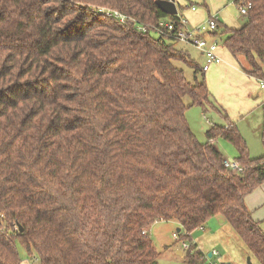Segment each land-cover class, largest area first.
Listing matches in <instances>:
<instances>
[{"label":"trees","instance_id":"obj_1","mask_svg":"<svg viewBox=\"0 0 264 264\" xmlns=\"http://www.w3.org/2000/svg\"><path fill=\"white\" fill-rule=\"evenodd\" d=\"M233 1L251 7L241 27L222 26L223 46L264 79V0ZM162 19L180 25L158 0H0V264H20L16 241L39 264H158L157 221L178 225L199 264L192 232L216 217L264 264L245 203L264 154L251 158L233 123L206 137L229 141L241 172L198 141L186 110H219L203 73L190 82L173 64L188 62Z\"/></svg>","mask_w":264,"mask_h":264},{"label":"rangeland","instance_id":"obj_2","mask_svg":"<svg viewBox=\"0 0 264 264\" xmlns=\"http://www.w3.org/2000/svg\"><path fill=\"white\" fill-rule=\"evenodd\" d=\"M176 2L177 5H179L177 7L178 15L186 17L189 20L191 26H194L195 23H205L208 20L209 15L212 14H216L219 20L224 24V26L230 28H239L246 21L245 16L239 13L238 6L233 0H176ZM192 6L195 9L194 11H191ZM207 11L210 12L209 15V12L207 13ZM222 30V26L218 27V29L216 30V34L212 39H210L211 41L216 39L219 46H223L224 39L227 36L226 33H222ZM175 48L177 50H181L182 53L186 55L188 64L181 60H174L173 64L184 69L186 77L190 82L194 81L193 75L195 70L198 69L199 71L196 73V76L200 80L202 74L200 71L201 68L199 67L202 66L203 60L200 57L201 55L199 54L198 49L195 48L193 44L182 41H176ZM192 60H195L198 68L190 65L189 62H192ZM258 94L259 97H263L264 90H261ZM183 101L186 105L190 103V99L188 98V96H184ZM220 113L222 112L218 113L215 111H210L206 115H203L199 106H192L186 110L185 115L190 123V129L196 135L200 142L205 141V135L202 131L203 123H205L207 126L209 125L210 127L213 123H225L224 117L222 115L223 113ZM238 121L239 120H237L236 123L235 121L232 122H234L235 125L238 126ZM260 124L261 113H255L253 115H250L249 117L242 119L239 123V128H237L243 140L246 142L248 154L250 157H252L251 154L254 155L258 150L263 151L259 136H257V134L255 133V131L259 133L258 131L260 128ZM242 128H245L246 130L243 131ZM220 142L226 149L225 152L223 151L226 157H237V152L229 141L220 139ZM259 221L260 229L262 232H264V216H261ZM206 226H213L216 229L218 227H221V229L218 230V233H215L213 235H206L204 239L201 240L202 244H206V246L203 247V252L207 254L212 250V248H215L218 252H220V255L207 258L203 262V264H226L227 261L224 259L226 258V255L236 257L239 259L241 264H243V261L246 264L247 256H250V254L244 256L241 246H244L243 248H245V250L247 249L242 240L227 222L217 223L216 220L213 219L209 223H207ZM175 227H178L175 222L157 221L149 228V236L151 237L153 245L158 252V264H190L187 261L185 253L179 256L174 251L175 249L183 250L181 241L176 240L173 237V233L176 232ZM210 238H213L214 241L209 240ZM16 248L21 259L20 264H39V260L36 257V254H34L33 257H30L24 247L20 245L18 241H16ZM251 261L253 263V259H251Z\"/></svg>","mask_w":264,"mask_h":264},{"label":"crops","instance_id":"obj_3","mask_svg":"<svg viewBox=\"0 0 264 264\" xmlns=\"http://www.w3.org/2000/svg\"><path fill=\"white\" fill-rule=\"evenodd\" d=\"M194 10L195 9L191 8V11H194ZM208 12L209 11H207V13ZM209 14H210V12L208 13V15ZM184 18L187 21V28L188 29H193V27L200 24V23H197V24L195 23L194 26H191L189 20L186 17H184ZM219 23L221 24V26L224 25L220 20H219ZM214 35L215 34H213V32H204V33L199 34V36H201L207 42H210L211 41L210 39H212L214 37ZM195 48H197V47H195ZM198 51H199V54L201 55L200 57L203 60L202 66L199 67L202 69V67L204 65L205 58H204L203 52L200 49H198ZM217 52H218L219 56L222 58V62L212 64L206 71L200 70L201 73H203V76H204V78L208 84V88H209V92H210V99L217 106L218 110L220 112L226 114L227 118H228V119H226L224 114L220 113L223 115L225 123H223V124L213 123L212 126L213 125H221V126L227 127L230 123L235 124L237 122V120H239L238 126L236 125V128H239V123L242 119L249 117L250 115H253L255 113H258V114L261 113V124H260V128L258 131L259 133H257L255 131V133L257 134V136H259V139L261 141V128H262V123H263V111H262L261 105L264 102V95H263V97H259L258 93H260L261 90H264V88H260L259 82L253 76L246 73L247 65L242 58L232 57L224 46H218ZM185 57H186V55H185ZM192 62H194V64L197 66L195 60H192ZM189 63H191V62H189ZM207 73H208V75H207ZM210 111H215V112L219 113V111L213 110L210 107L208 108V111H206V112H203L201 110V113L203 115H206ZM259 111H261V112H259ZM231 120L235 121V123L232 122ZM188 123H189V121H188ZM209 127L210 126L208 125L207 130ZM207 130L204 131L202 129V131L205 135V138H204L205 141L204 140L203 141L204 142L209 141L218 150H220L222 153H223V151L225 152L226 149L222 145V143L220 142V139H222V138L221 137H215L212 139H207V137H206ZM242 130L245 131L246 129L242 128ZM262 148H263V146H262ZM236 152H237V150H236ZM263 154H264V148H263V151L258 150V151H256V153L254 155L251 154V156H252L251 158H258V157L262 156ZM223 155H224V153H223ZM236 155H238V153ZM224 158L233 159V160L236 159L234 157L233 158L226 157L225 155H224ZM245 203H246V206L248 207V209L251 211L253 219L260 222L259 221L260 217L264 216V182L259 187H257L252 192H250L249 194L246 195ZM213 219H215L217 223L227 222L222 217L212 218L211 220H213ZM211 220H209L208 223ZM206 225H204L202 228H198L192 232V242L196 245V248L202 253V256L200 257L201 263L199 262V264H203V262L207 258H210L211 256L220 255V252H218L215 248H212V250L209 251L207 254H205L203 252V247H205L206 244H202L201 240H203L206 235H213L215 233H218V230L221 229V227H218L216 229L213 226L207 227ZM177 228L178 227H175L176 231H177ZM148 233H149V230H148ZM209 240L214 241L213 238H210ZM243 247L244 246H241L242 252H243L244 256H246V255H248V251L245 250V248H243ZM213 250H216L218 252V255L208 256V254L210 252H212ZM174 251L179 256H181L182 254L185 253V251L182 249H175ZM212 258H214V257H212ZM224 259L227 261L228 264H241L238 258L232 257L230 255H226V258H224ZM242 263L245 264L244 261Z\"/></svg>","mask_w":264,"mask_h":264},{"label":"built area","instance_id":"obj_4","mask_svg":"<svg viewBox=\"0 0 264 264\" xmlns=\"http://www.w3.org/2000/svg\"><path fill=\"white\" fill-rule=\"evenodd\" d=\"M237 6L239 13L245 15L247 13V10L251 7V3L250 2L238 3ZM191 8L194 9L193 6ZM114 15L118 16L120 21L125 20V16L119 14L118 12H114ZM218 22H219L218 16L216 14H212L209 15L208 20L205 23H200L195 27H193V29H188L187 21L183 16L180 15L179 27H176V24L171 20L162 19L159 21L157 30L161 35L165 37L168 36L176 39L177 41L189 42L198 49H200L203 52L205 58L202 70L206 71L212 64L222 62V58L219 56L217 52L219 46L218 41L214 39L211 42H207L205 39L199 36V34L204 32H215L218 28ZM258 82L260 88H264V79L258 80ZM224 165L235 173L242 171V167L239 165V163L236 160L225 158ZM173 237L174 239L179 240V235L177 232L173 233ZM181 243L183 250L184 251L187 250L189 244L182 241ZM211 255H218V252L216 250H213L211 252Z\"/></svg>","mask_w":264,"mask_h":264},{"label":"water","instance_id":"obj_5","mask_svg":"<svg viewBox=\"0 0 264 264\" xmlns=\"http://www.w3.org/2000/svg\"><path fill=\"white\" fill-rule=\"evenodd\" d=\"M159 6L167 13V14H177V2L176 0H158ZM203 130H207V125L203 123ZM22 230V228H20ZM180 230V228H177V232ZM208 256H211V252L208 254ZM246 264H253L251 261V257L247 256ZM224 264V263H221ZM228 264V263H226Z\"/></svg>","mask_w":264,"mask_h":264}]
</instances>
